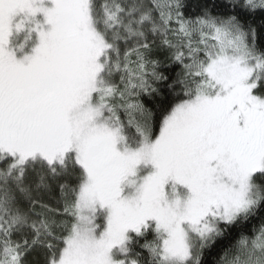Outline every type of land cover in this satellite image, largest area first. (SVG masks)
<instances>
[{"label":"snow or ice","instance_id":"1","mask_svg":"<svg viewBox=\"0 0 264 264\" xmlns=\"http://www.w3.org/2000/svg\"><path fill=\"white\" fill-rule=\"evenodd\" d=\"M187 7L0 0V264H204L264 210V0Z\"/></svg>","mask_w":264,"mask_h":264},{"label":"trees","instance_id":"2","mask_svg":"<svg viewBox=\"0 0 264 264\" xmlns=\"http://www.w3.org/2000/svg\"><path fill=\"white\" fill-rule=\"evenodd\" d=\"M226 3L227 0H186V4L188 5L186 13L196 14L200 11L201 6H203L204 4H208L209 7H211L213 4L223 5ZM213 11L217 14H223L226 11H229V9L214 8ZM248 19L249 22L253 23L254 26L257 27L258 32H264V13L258 12L254 16L248 17ZM165 71L166 74H168V70ZM175 71H179V69L176 68ZM161 92L163 93V96L158 97L157 100L153 103L167 102L168 100H170V91L167 88H162ZM153 103H149L148 106L153 107ZM261 222H264V210H262L261 213L257 215V217L250 220L247 224L241 227H235L230 229L227 238L222 241H218L217 244L205 254L204 264H218V261L221 255L223 254L224 250L230 243L235 241V239L240 235L241 232L250 234L253 227L259 226Z\"/></svg>","mask_w":264,"mask_h":264}]
</instances>
